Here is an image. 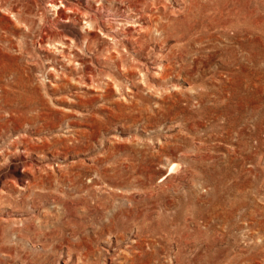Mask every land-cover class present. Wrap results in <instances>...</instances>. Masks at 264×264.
I'll use <instances>...</instances> for the list:
<instances>
[{
	"label": "rangeland",
	"instance_id": "rangeland-1",
	"mask_svg": "<svg viewBox=\"0 0 264 264\" xmlns=\"http://www.w3.org/2000/svg\"><path fill=\"white\" fill-rule=\"evenodd\" d=\"M0 264H264V0H0Z\"/></svg>",
	"mask_w": 264,
	"mask_h": 264
},
{
	"label": "bare ground",
	"instance_id": "bare-ground-1",
	"mask_svg": "<svg viewBox=\"0 0 264 264\" xmlns=\"http://www.w3.org/2000/svg\"><path fill=\"white\" fill-rule=\"evenodd\" d=\"M250 54H251V53H250ZM172 165H173V164H172ZM173 166H174V165H173ZM171 168H173V167H171ZM171 168H170V169H171Z\"/></svg>",
	"mask_w": 264,
	"mask_h": 264
}]
</instances>
